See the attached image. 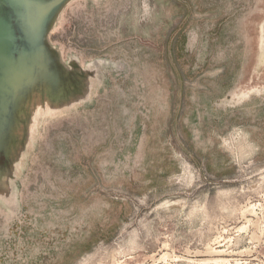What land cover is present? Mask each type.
<instances>
[{"label":"rangeland","instance_id":"374dc122","mask_svg":"<svg viewBox=\"0 0 264 264\" xmlns=\"http://www.w3.org/2000/svg\"><path fill=\"white\" fill-rule=\"evenodd\" d=\"M50 15L0 76V264H264V0Z\"/></svg>","mask_w":264,"mask_h":264},{"label":"water","instance_id":"95a60500","mask_svg":"<svg viewBox=\"0 0 264 264\" xmlns=\"http://www.w3.org/2000/svg\"><path fill=\"white\" fill-rule=\"evenodd\" d=\"M38 0H0V76H9L18 68L20 64L21 82L17 83L16 76L12 75L15 83V93L18 89L21 92L22 82L25 77H32L36 71L35 60H40V54L34 51V46L30 38L34 32H40L41 24L48 23L59 1L63 0H44V8L37 6ZM50 17V18H49ZM10 23L12 25L10 26ZM24 37L27 39L30 48L23 47L19 40ZM33 37V38H35ZM32 38V39H33ZM6 56V59H5ZM8 61V63H7ZM18 74V75H19ZM1 113V112H0ZM2 116V115H1ZM3 124V122H1Z\"/></svg>","mask_w":264,"mask_h":264},{"label":"bare ground","instance_id":"6f19581e","mask_svg":"<svg viewBox=\"0 0 264 264\" xmlns=\"http://www.w3.org/2000/svg\"><path fill=\"white\" fill-rule=\"evenodd\" d=\"M12 2H17L18 0H11ZM47 0H45V2H46ZM37 6L40 8V9H43L44 8V0H38L37 2ZM12 25V23H10V26ZM264 27V26H263ZM262 27V28H263ZM264 29V28H263ZM263 37H264V35H263ZM262 42V41H261ZM264 42V41H263ZM262 45V44H261ZM262 50V49H261ZM262 52H264L263 50H262ZM264 54V53H263ZM5 59H6V56H5ZM7 63H8V61H7ZM58 74V73H57ZM17 78L18 79H21L22 78V75L21 74H19V75H17ZM45 79H47V77L45 78ZM51 80V78H48L47 80H45V81H48V80ZM56 79H59V78H57L56 77ZM70 79V78H69ZM53 81V80H52ZM50 82V81H49ZM49 82H47V83H49ZM58 82H59V80H58ZM20 83V82H19ZM53 83V82H52ZM28 84H29V82H28ZM32 84V83H31ZM45 85H47V84H45ZM48 86H49V84H48ZM61 86H62V84H61ZM36 87V86H35ZM47 87V86H46ZM32 88V87H31ZM62 89H63V87H62ZM24 90V89H23ZM59 90V89H58ZM64 91V90H63ZM62 91V92H63ZM30 92V91H29ZM46 92V91H45ZM59 92V91H58ZM61 92V93H62ZM25 93V92H24ZM60 93V92H59ZM31 94V93H30ZM39 94V93H38ZM37 94V95H38ZM58 94V93H57ZM63 94V93H62ZM24 95V94H23ZM32 95V94H31ZM33 96V95H32ZM60 97V96H59ZM58 97V98H59ZM62 97V96H61ZM24 97H22V95H21V92H20V90L18 89V91H17V97H15V99H16V101L17 102H19L20 100H22ZM56 98V97H55ZM38 99V98H37ZM62 99V98H61ZM72 99V98H71ZM28 100V99H27ZM33 100V99H32ZM44 100V99H43ZM27 102V101H26ZM40 102V101H39ZM73 102H74V100H73ZM67 103H69V102H67ZM20 104H22V103H20ZM19 104V105H20ZM39 104H41V103H39ZM16 106V108H17V105H15ZM26 106V105H25ZM45 106V105H44ZM61 106H62V104H61ZM67 106V105H66ZM19 107V106H18ZM56 107V106H55ZM63 107V106H62ZM71 107V106H70ZM65 109H66V107H65ZM56 110H57V108H56ZM60 110V109H59ZM61 111V110H60ZM22 112V111H21ZM50 112V111H49ZM33 113V112H32ZM53 113V112H52ZM17 115H18V113H17ZM22 117H23V115H22ZM31 126V125H30Z\"/></svg>","mask_w":264,"mask_h":264}]
</instances>
